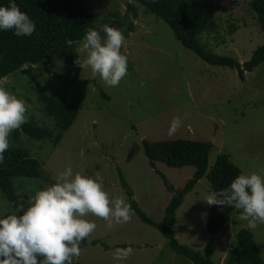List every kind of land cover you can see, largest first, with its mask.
Returning a JSON list of instances; mask_svg holds the SVG:
<instances>
[{
    "label": "rangeland",
    "instance_id": "rangeland-1",
    "mask_svg": "<svg viewBox=\"0 0 264 264\" xmlns=\"http://www.w3.org/2000/svg\"><path fill=\"white\" fill-rule=\"evenodd\" d=\"M128 1L86 0V4L96 27L105 23L116 27L119 21L127 27L132 18L125 16ZM194 1L209 10L218 25L216 31H205L198 37L208 50L243 63L264 43V32L249 0ZM137 6L136 23L124 36L121 48L127 57V72L117 86H106L99 76L93 78L88 68L56 59L31 65L49 97L79 106L74 121L60 137L55 120L39 98L37 85L23 68L0 79L23 100L25 122L33 121L50 132L40 139L22 130L15 139L14 130L10 132L9 143L27 149L39 162L41 175L15 176L13 191L19 197L14 200L0 188V214L15 213L21 204L26 207L36 190L54 182L59 172L71 166L74 172L98 178L109 199L121 195L129 203L131 190L141 210L161 221L173 194L163 176L180 189L192 178L195 167L168 166L160 161L152 166L143 141L182 138L212 142L209 169L222 153L244 172L264 169V64L245 71L241 79L236 68L211 64L184 47L163 19L145 5ZM113 12L120 16L114 17ZM173 117H179L181 124L169 136ZM210 193L215 192L207 176L202 177L176 211L177 240L201 253L212 239L206 222L213 204L203 201ZM129 215L126 223H114L109 229L103 218L89 214L87 219L95 222L96 228L82 239L81 253L73 257V264H116L113 250L129 246L133 253L120 264H195L175 252L164 234L131 208ZM242 228L253 233L264 263V224L248 228L235 209L230 226L214 236L212 260L216 264H224Z\"/></svg>",
    "mask_w": 264,
    "mask_h": 264
},
{
    "label": "trees",
    "instance_id": "trees-1",
    "mask_svg": "<svg viewBox=\"0 0 264 264\" xmlns=\"http://www.w3.org/2000/svg\"><path fill=\"white\" fill-rule=\"evenodd\" d=\"M15 2L20 10L27 13L35 22L36 28L32 35L19 37L14 35L12 30L0 31V79L23 68L37 85L39 98L44 103L46 113L55 120L58 128L57 137H60L74 121L79 106L68 100H55L49 97L31 70V65L56 59L59 62L77 66L73 63L76 58V46L67 45L65 41L79 40L87 28L100 31L101 27L94 25L86 0H15ZM139 3L163 19L184 47L191 49L211 64L236 68L241 79H244L245 71H252L256 66L264 64V43L259 45L253 51L251 58L243 63L208 50L198 37L205 31H216L218 25L213 14L209 10L196 6L197 3L194 0H130L126 4V18L129 15L132 19L137 18ZM0 4L7 6L8 0H0ZM249 5L257 15L264 32V0H249ZM111 15L120 16L117 12ZM124 26L125 22L119 21L116 28L127 36L133 30L134 24L129 20V25ZM100 34L103 36L102 31ZM21 130L39 139L50 134L46 127L27 121L14 129L15 139H18ZM212 147V142L182 138L155 142L143 141L144 153L152 166L160 161L168 166L195 167L192 178L180 189L174 188L163 176L167 188L173 194L161 221H154L148 217L133 198L132 191H128L130 208L144 222L159 229L175 252L188 257L195 264H216L212 260L214 236L230 226L235 208L227 205H212L206 222L212 239L206 243L204 253H201L177 240L174 225L178 207L185 194L202 177L207 176L210 188L216 193L227 188L232 179L243 171L225 153L219 154L209 169V153ZM39 175H41V168L37 159L32 157L27 149L14 147L9 143L4 158L0 160V188L7 197L11 200L19 197L13 191L12 180L15 176L36 177ZM73 262L72 259V264ZM224 264H264L253 233L249 229L242 228L237 231L236 240L228 251Z\"/></svg>",
    "mask_w": 264,
    "mask_h": 264
},
{
    "label": "clouds",
    "instance_id": "clouds-1",
    "mask_svg": "<svg viewBox=\"0 0 264 264\" xmlns=\"http://www.w3.org/2000/svg\"><path fill=\"white\" fill-rule=\"evenodd\" d=\"M133 24L134 19L129 17ZM35 22L20 10L15 0L0 4V31L12 30L16 36H30ZM102 31L103 36H101ZM87 28L79 40L67 39L76 46L73 63L90 69L93 78L99 76L106 86H117L127 72V57L121 52L124 35L119 28L105 23L101 30ZM26 106L0 83V160L9 147V134L25 122ZM181 124L179 117L169 122L171 136ZM207 204L231 206L239 210L247 227L264 224V169L240 172L227 188L208 194ZM15 213L0 214V264H72L81 253V241L96 228L87 216L105 220L106 228L126 223L130 205L121 195L109 199L98 178L73 171L66 166L54 182L38 189ZM23 209L22 214L17 212ZM133 253L129 247H117L112 259L120 264ZM42 259L37 260V256Z\"/></svg>",
    "mask_w": 264,
    "mask_h": 264
}]
</instances>
